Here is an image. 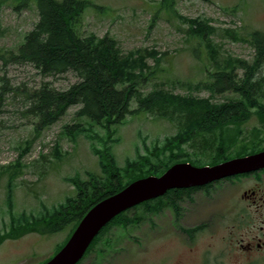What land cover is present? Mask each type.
<instances>
[{
  "label": "rangeland",
  "instance_id": "obj_1",
  "mask_svg": "<svg viewBox=\"0 0 264 264\" xmlns=\"http://www.w3.org/2000/svg\"><path fill=\"white\" fill-rule=\"evenodd\" d=\"M88 1L92 6L82 17L83 34L98 38L108 35L121 52L140 55L148 67L156 69L139 87L142 94L161 89L180 97L207 99V90L194 88L210 80L209 75L216 70L214 63L228 57L250 62L252 49L244 40L253 31H264V0H172L173 6L167 10L159 8L161 0ZM15 5L14 0H0V236L11 232L13 216L17 221L34 219L74 196L68 180L75 176L85 180L88 173H100L92 146L101 153L110 150L118 166L123 167L128 160L145 156L153 145L162 147L179 126L177 120L169 121L158 113H135L107 135L76 117L78 107H71L52 126L34 132L33 119L25 114L26 92L44 82L63 90L76 78L71 73L43 78L32 65L7 60V53L22 43L38 19L33 5L19 9ZM190 21L198 22L199 32L205 27L201 24H206L212 33L205 39L192 35ZM153 54L159 58L157 64ZM223 96L229 94H218L215 100ZM131 109H136L135 103ZM257 122L253 118L242 125V138L249 139ZM76 124L87 132L75 133ZM200 140L195 138L192 144L200 146ZM258 142L262 149L263 141ZM188 144L182 149L192 154ZM241 145L237 142L234 147ZM211 155L207 151L200 159L206 162ZM11 175L16 176L12 182ZM244 187H253V182L217 184L207 194L196 192L191 203L182 204L181 228L206 226L191 241L185 234L173 232L166 214L150 216L149 222L139 226L113 227L106 242L94 246L80 264H264V251L240 248L249 240V232L239 225L240 213L231 207L240 208L238 194ZM22 223H17L18 228ZM68 228L52 235L27 232L3 240L0 264H44L62 246Z\"/></svg>",
  "mask_w": 264,
  "mask_h": 264
},
{
  "label": "trees",
  "instance_id": "obj_2",
  "mask_svg": "<svg viewBox=\"0 0 264 264\" xmlns=\"http://www.w3.org/2000/svg\"><path fill=\"white\" fill-rule=\"evenodd\" d=\"M14 1L16 9L33 5L38 19L24 35L22 43L7 53V60L17 64L28 63L43 78L68 73L76 78L63 90L44 82L26 92L25 114L33 119L34 132L39 133L52 126L71 107H78L76 117L98 126L107 135L114 132L115 127L123 123L128 115L135 113H158L169 121L177 120L179 126L177 133L166 138L162 147L153 145L145 156L138 155L135 161L128 160L123 167L118 166L110 150L101 153L92 146L93 153L98 156L100 173H88L85 180L79 176L68 180L74 187V196L65 198L63 203L37 218L20 221L14 218L15 221L13 216L9 228L11 232L0 236V243L27 232L44 236L69 227L67 238L56 250L57 253L89 209L131 182L152 175L160 176L177 163L212 166L261 150L260 143L256 141L264 142V31H253L244 40L252 49L250 62L228 57L214 63L216 70L209 75L210 80L194 88L207 90V99L199 100L191 95L180 97L161 89L142 94L139 87L152 78L156 69L148 67L145 58L140 55L121 52L116 41L108 35L98 38L92 33L83 34L80 29L82 17L92 6L88 0ZM172 2L161 0L159 8L171 9ZM196 22L190 21L189 31L192 35L205 39L212 33V28L201 23L205 27L199 32ZM153 55L157 64L159 58ZM239 71L240 74H237ZM218 94L229 96L217 101L215 96ZM133 103L136 104L134 110L131 109ZM253 118L258 120V126L253 127L252 135L246 140L242 138L241 127ZM74 127L75 133L87 132L80 124ZM195 138L202 139L200 142L203 144H192ZM237 142H242L240 148L234 147ZM185 144L192 148V154L182 149ZM233 148L238 151H232ZM207 151H211L212 155L203 162L200 156ZM15 177L11 175L10 182ZM214 184L201 188L172 189L166 198L143 202L119 214L93 239L77 264L113 227L139 225L158 214L166 202L178 211L180 201L191 198L200 189L208 193ZM9 187L7 199L10 204L12 187ZM21 221L22 226L18 228L17 223Z\"/></svg>",
  "mask_w": 264,
  "mask_h": 264
},
{
  "label": "water",
  "instance_id": "obj_3",
  "mask_svg": "<svg viewBox=\"0 0 264 264\" xmlns=\"http://www.w3.org/2000/svg\"><path fill=\"white\" fill-rule=\"evenodd\" d=\"M264 169V151L212 166L172 165L160 176H148L99 201L85 215L64 246L44 264H77L99 232L119 214L172 189L204 187L226 178Z\"/></svg>",
  "mask_w": 264,
  "mask_h": 264
},
{
  "label": "flooded vegetation",
  "instance_id": "obj_4",
  "mask_svg": "<svg viewBox=\"0 0 264 264\" xmlns=\"http://www.w3.org/2000/svg\"><path fill=\"white\" fill-rule=\"evenodd\" d=\"M262 151H264V148H262L261 150L253 154H256ZM253 154H249V155H253ZM245 156H248V155H245ZM226 180H230V181H226ZM235 180L237 181L238 180H248V181L253 182V187H248V188L244 187L242 192L238 194L239 203H237V205L239 204L240 208H238V206L231 207L240 213L238 214L239 215V225H241L242 228L244 227V230L249 232L248 234L249 240L247 241L245 245H241L240 248H242L243 250H247V252H253L254 250L264 251V169L253 172V173H249V174H242V175H238L235 177H230V179L226 178L221 181H223L222 183H232ZM221 181H217V182H221ZM215 185H217L216 182L214 186ZM198 188H201V187H198ZM196 192H204V194H207L203 189L202 190L200 189L199 191H195V193ZM168 193L169 192L167 191L161 197L166 198ZM185 202L191 203L192 197L187 198L184 201H180L178 204V207H179L178 211H176L171 205H168V202H166V204L162 207L161 211L158 214H154L152 216L155 217V216H162L163 214H166L168 217L171 218L170 228L174 230L173 232L183 233L191 241L192 239H194L196 234L199 233L200 231H203L206 226L203 224H198L196 226H191V227L187 226L185 228L184 227L181 228L184 211L181 210L180 208L182 207V204ZM248 213L251 215H246ZM253 214H255V216H252ZM146 222H149V219H147L145 222H142V223H146ZM177 224H179V226ZM135 225L136 224L129 225V227L135 226ZM153 229H155V226H153ZM256 230L261 231L259 236L255 234ZM109 232H107L106 235ZM160 232L161 231H159V235H160ZM164 233L166 232L164 231ZM106 235H104L100 240H98L94 246L100 243L102 244L105 243L106 240L108 239ZM135 242L136 241H134V243ZM135 244L138 245L140 243H135ZM92 250H94L93 247L86 254L84 260L87 258V256H89L92 253Z\"/></svg>",
  "mask_w": 264,
  "mask_h": 264
}]
</instances>
